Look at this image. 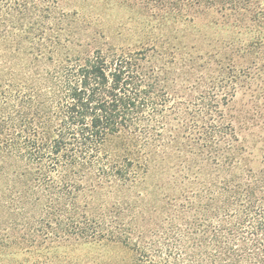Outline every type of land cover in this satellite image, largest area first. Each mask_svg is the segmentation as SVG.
Segmentation results:
<instances>
[{
	"label": "trees",
	"instance_id": "obj_1",
	"mask_svg": "<svg viewBox=\"0 0 264 264\" xmlns=\"http://www.w3.org/2000/svg\"><path fill=\"white\" fill-rule=\"evenodd\" d=\"M119 3L136 43L0 0V264H264V165L230 115L264 0Z\"/></svg>",
	"mask_w": 264,
	"mask_h": 264
},
{
	"label": "rangeland",
	"instance_id": "obj_2",
	"mask_svg": "<svg viewBox=\"0 0 264 264\" xmlns=\"http://www.w3.org/2000/svg\"><path fill=\"white\" fill-rule=\"evenodd\" d=\"M120 0H61L67 11H76L86 21L105 28L114 40L136 43L143 22L136 11L121 5ZM212 16L202 18L200 25ZM122 33V34H121ZM230 115L237 131L251 152L252 165H264V75L252 85L239 90L231 105Z\"/></svg>",
	"mask_w": 264,
	"mask_h": 264
}]
</instances>
